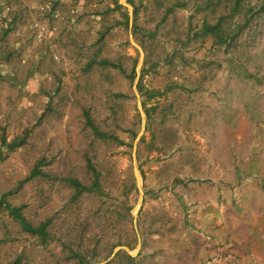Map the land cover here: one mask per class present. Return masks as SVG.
Returning <instances> with one entry per match:
<instances>
[{"label": "rangeland", "instance_id": "374dc122", "mask_svg": "<svg viewBox=\"0 0 264 264\" xmlns=\"http://www.w3.org/2000/svg\"><path fill=\"white\" fill-rule=\"evenodd\" d=\"M243 2L0 0V200L47 223L0 205V264L227 261L264 132V0ZM221 17L247 22L231 44Z\"/></svg>", "mask_w": 264, "mask_h": 264}, {"label": "crops", "instance_id": "0c3cea01", "mask_svg": "<svg viewBox=\"0 0 264 264\" xmlns=\"http://www.w3.org/2000/svg\"><path fill=\"white\" fill-rule=\"evenodd\" d=\"M255 160L248 163L245 173L237 189L242 202L240 226L243 234L233 244L225 246L227 258L221 264H264V132L260 133L258 144L255 146ZM249 183V184H248ZM257 186L258 191L245 193L246 185ZM257 201L255 207L245 208L247 202ZM252 205V203H251ZM229 259V260H228Z\"/></svg>", "mask_w": 264, "mask_h": 264}, {"label": "trees", "instance_id": "16d2710c", "mask_svg": "<svg viewBox=\"0 0 264 264\" xmlns=\"http://www.w3.org/2000/svg\"><path fill=\"white\" fill-rule=\"evenodd\" d=\"M227 1H230L231 3H233L230 10H229L227 17L229 16L231 18L232 17L234 18L237 15H241V16L245 17L246 21H248L249 18L252 17V16H249V12L251 11V9H249V10L244 9V5L242 4V3H244L243 0H234V2L232 0H227ZM130 3L132 5H134L133 2H130ZM118 7L124 8L121 5H118ZM263 8H264V6L261 9H263ZM135 13H136V9H135ZM126 17H127V19H129L128 14H126ZM223 20H224V17H221L219 19V21L213 25L205 22V33H211L215 37H217L219 39L218 43L231 44L232 41L235 40L243 32V29H244L247 22L245 24L239 23L238 25L235 26L234 30H231V29L226 30L225 27L223 28ZM100 64L111 65L114 67L116 66L115 64H112L107 59L102 60L100 62ZM95 131H96L95 133L99 137H101V138L106 137V134H104L103 132H99L98 130H95ZM23 141L24 140H22L18 143L12 142L11 144H7L6 140L4 139L3 144L8 145V147L10 149H16V148H18L24 144ZM1 158H2V156L0 154V159ZM72 182L75 183L77 186H81V184L78 183L77 181L73 180ZM81 188L87 189L85 186H81ZM0 205L5 207L6 209H8L10 211V213L12 215H14L16 217V219H18L22 223L25 231H27L31 234H39V235H43V233H45L47 223L42 224L39 227H34L24 218L23 214L21 213V208H14V207L10 206V204L7 201H5L4 198H1Z\"/></svg>", "mask_w": 264, "mask_h": 264}, {"label": "built area", "instance_id": "2783aa9c", "mask_svg": "<svg viewBox=\"0 0 264 264\" xmlns=\"http://www.w3.org/2000/svg\"><path fill=\"white\" fill-rule=\"evenodd\" d=\"M219 259H220L219 256L215 257V258L212 260L211 264H214V263H216V262H219Z\"/></svg>", "mask_w": 264, "mask_h": 264}, {"label": "water", "instance_id": "95a60500", "mask_svg": "<svg viewBox=\"0 0 264 264\" xmlns=\"http://www.w3.org/2000/svg\"><path fill=\"white\" fill-rule=\"evenodd\" d=\"M130 24H131V26H132V20L130 21ZM134 44L136 45V46H138L135 42H134ZM138 48H140L139 46H138ZM140 66H141V64H140ZM140 66H139V68H140ZM139 77V76H138ZM140 107H141V110H142V104H141V102H140Z\"/></svg>", "mask_w": 264, "mask_h": 264}]
</instances>
